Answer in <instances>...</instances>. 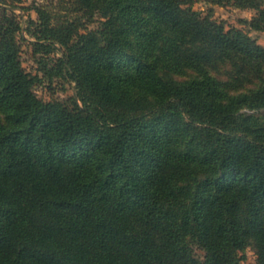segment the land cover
Listing matches in <instances>:
<instances>
[{
	"label": "trees",
	"instance_id": "obj_1",
	"mask_svg": "<svg viewBox=\"0 0 264 264\" xmlns=\"http://www.w3.org/2000/svg\"><path fill=\"white\" fill-rule=\"evenodd\" d=\"M98 1L110 13L89 29L45 5L0 0V264H240L248 239L264 264V141L239 115L264 107V86L221 99L210 76L169 81L126 38L151 39L153 19L198 44L202 60L235 52L261 68L264 46L195 0ZM18 10L37 20L23 28ZM261 22L264 10L254 28ZM23 30L38 53L65 49L57 75L75 82L80 105L38 97Z\"/></svg>",
	"mask_w": 264,
	"mask_h": 264
},
{
	"label": "rangeland",
	"instance_id": "obj_2",
	"mask_svg": "<svg viewBox=\"0 0 264 264\" xmlns=\"http://www.w3.org/2000/svg\"><path fill=\"white\" fill-rule=\"evenodd\" d=\"M36 4L48 6L59 17L68 18L71 21L76 20L89 29L97 28L100 25V20H104V14L110 13L108 8H104V2L98 0H85L83 10H75V5L68 0H24V5L28 7ZM99 4L103 8L91 9L89 7ZM193 8L201 12L203 16H207L211 11L213 19L217 22H223L227 30L241 29L264 46V30H257L253 26V21L259 17L260 10H264V0L260 4V9H242L235 6L232 0H221L220 3H213L212 0H195ZM17 12L23 15V28L27 26L26 20L29 15L37 20V13L33 10H18ZM88 13H94V21H90ZM145 18L147 17L145 16ZM148 21L151 39L144 41L128 35L126 47L131 53L140 54L155 62L167 80L182 82L210 76L222 92L221 99L234 93L264 86V66L261 68L257 62H252L249 58L235 52L222 59H214V57L212 59L214 61L202 60L198 44L174 30L164 26L157 27V22L153 19ZM261 24L264 26V22ZM19 39L21 61L24 68L42 78V82L38 83L35 88L38 97L47 102L59 101L70 106L80 105L75 82L70 77L64 78L57 75V61L63 56L65 49L58 46L57 50L49 54L38 53L32 43L35 38L27 34L25 30ZM239 115L242 119H247L252 123L254 136L259 141H264V107L255 109L242 106ZM187 200V193L181 191L178 198L179 207L182 208L183 204L188 202ZM185 236L196 256L204 260L206 252L202 246L187 233ZM238 257L240 264H261L256 245L252 239L247 240L246 248L239 251Z\"/></svg>",
	"mask_w": 264,
	"mask_h": 264
}]
</instances>
